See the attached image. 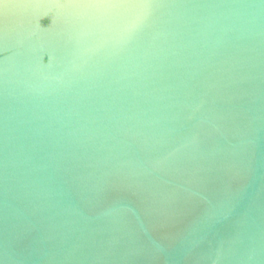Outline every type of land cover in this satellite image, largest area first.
<instances>
[{
    "label": "water",
    "instance_id": "1",
    "mask_svg": "<svg viewBox=\"0 0 264 264\" xmlns=\"http://www.w3.org/2000/svg\"><path fill=\"white\" fill-rule=\"evenodd\" d=\"M0 264H264V0H0Z\"/></svg>",
    "mask_w": 264,
    "mask_h": 264
}]
</instances>
